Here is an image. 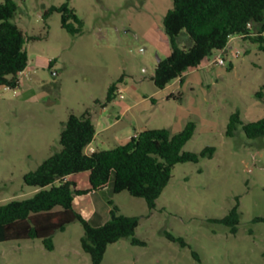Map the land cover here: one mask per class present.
I'll use <instances>...</instances> for the list:
<instances>
[{"label": "rangeland", "instance_id": "rangeland-1", "mask_svg": "<svg viewBox=\"0 0 264 264\" xmlns=\"http://www.w3.org/2000/svg\"><path fill=\"white\" fill-rule=\"evenodd\" d=\"M15 1L13 22L38 39L26 42L29 62L20 86L0 87V205L35 194L23 176L62 149L61 132L72 113L92 114L98 136L87 154L125 144L144 128L177 133L193 121L197 129L185 150L209 146L216 153L197 164H177L155 209L127 191L94 196L102 213L113 202L121 213L140 217L136 237L147 243L123 238L108 247L102 264H200L192 251L202 264H264V222L254 221L264 218V137L249 139L243 125L226 136L236 111L244 124L264 117V98L256 96L264 86L258 46L235 37L224 55L215 52L186 71L184 83L176 79L160 89L152 78L172 51L163 22L174 0H69L84 22L75 35L62 28L61 13L44 19L50 7L67 0ZM178 45H190L186 33ZM220 55L224 65L214 63ZM113 83L117 98L104 107ZM237 198L241 223L232 234L210 219L228 215ZM83 235L76 221L55 235L54 251L39 239L2 242L0 264H92L81 247Z\"/></svg>", "mask_w": 264, "mask_h": 264}, {"label": "trees", "instance_id": "trees-1", "mask_svg": "<svg viewBox=\"0 0 264 264\" xmlns=\"http://www.w3.org/2000/svg\"><path fill=\"white\" fill-rule=\"evenodd\" d=\"M17 10L15 0L0 3V87L12 89L20 86V74L28 66L26 42L38 39L27 38L13 22ZM54 12L61 13L62 28L67 32L73 35L83 32L84 22L70 7L69 0L59 7H50L44 19ZM163 23L172 51L158 62L152 78L160 89L176 79L184 83L185 72L199 67L215 52L224 55L234 37L249 40L264 54V0H174ZM183 32L189 36L190 45L181 48L178 40ZM118 90V83L109 87L104 107L117 98ZM256 96L264 98V86ZM239 125H243L249 139L264 137V117L244 124L240 112L236 111L230 117L226 136L234 137ZM196 129L193 121L177 133L166 128H146L125 144L87 154L86 148L97 135L92 114L89 111L80 116L70 114L60 136L62 149L23 176L25 184L38 191L30 198L0 205V243L39 239L48 251H54L55 235L79 221L84 228L81 247L92 264H102L108 247L123 238H132L133 245L146 246L145 241L136 237L140 217L125 215L110 202V219L102 225H94L75 210V196L100 191L112 184L114 194L127 191L133 197L145 199L149 208L155 209L177 164H197L203 158L214 157L215 147H205L201 152L185 150ZM87 172L91 189L78 190L69 177ZM237 200L228 215L210 219L229 227L232 234L238 233L241 223L239 198ZM254 221L264 222V218L257 217ZM167 237L182 247L188 246L182 237L172 234ZM192 256L202 264L197 252L192 251Z\"/></svg>", "mask_w": 264, "mask_h": 264}, {"label": "crops", "instance_id": "crops-1", "mask_svg": "<svg viewBox=\"0 0 264 264\" xmlns=\"http://www.w3.org/2000/svg\"><path fill=\"white\" fill-rule=\"evenodd\" d=\"M97 136L98 135H96L95 139L97 138ZM132 136L134 135H128L127 139L129 140ZM69 179L76 183V188L78 190L89 191L91 189L88 172L72 175L69 177ZM98 193L100 194L104 193L106 194L107 197H111L112 194H114L112 184H109L107 187H105L100 191H91L86 194L76 195L74 200L75 210L80 214H82L87 220H89L94 225H102L110 219V208H108L104 213L100 212L99 209L97 208L94 196ZM55 250H56V244H55Z\"/></svg>", "mask_w": 264, "mask_h": 264}, {"label": "built area", "instance_id": "built-area-1", "mask_svg": "<svg viewBox=\"0 0 264 264\" xmlns=\"http://www.w3.org/2000/svg\"><path fill=\"white\" fill-rule=\"evenodd\" d=\"M222 55V54H221ZM219 56V57H217L215 60H214V63L215 64H220V65H224L225 64V59H224V57H222V56ZM6 88H8L9 89V87H6ZM119 97L120 98H124V95H123V92L122 91H120V95H119Z\"/></svg>", "mask_w": 264, "mask_h": 264}]
</instances>
